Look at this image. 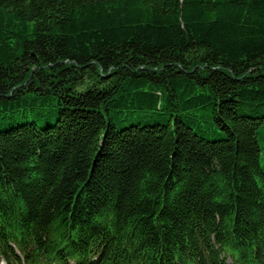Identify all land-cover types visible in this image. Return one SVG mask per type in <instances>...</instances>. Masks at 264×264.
I'll list each match as a JSON object with an SVG mask.
<instances>
[{
  "label": "trees",
  "instance_id": "16d2710c",
  "mask_svg": "<svg viewBox=\"0 0 264 264\" xmlns=\"http://www.w3.org/2000/svg\"><path fill=\"white\" fill-rule=\"evenodd\" d=\"M264 0H0V264H264Z\"/></svg>",
  "mask_w": 264,
  "mask_h": 264
},
{
  "label": "rangeland",
  "instance_id": "374dc122",
  "mask_svg": "<svg viewBox=\"0 0 264 264\" xmlns=\"http://www.w3.org/2000/svg\"><path fill=\"white\" fill-rule=\"evenodd\" d=\"M263 164H264V159H263Z\"/></svg>",
  "mask_w": 264,
  "mask_h": 264
}]
</instances>
